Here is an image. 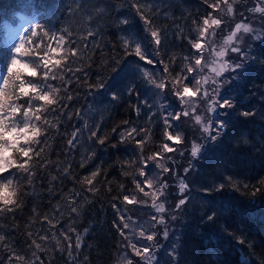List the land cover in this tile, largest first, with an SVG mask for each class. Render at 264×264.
I'll return each instance as SVG.
<instances>
[{"label": "trees", "instance_id": "obj_1", "mask_svg": "<svg viewBox=\"0 0 264 264\" xmlns=\"http://www.w3.org/2000/svg\"><path fill=\"white\" fill-rule=\"evenodd\" d=\"M145 2L152 6V10L162 13L155 20V24L160 27L173 23L171 19H165V12L175 17L182 13L188 15L190 19L187 23L179 19L176 23L183 28L185 34L193 38L196 33L192 30V18L197 20L195 27L199 26L200 18L209 12L214 18H221L224 23L218 29L210 27V35L205 42L204 54L208 64L213 56L217 57L212 48L214 43L225 45L224 35L236 23L248 20L257 23V27L264 31V12L252 11L257 0H227V3L219 0L218 10L209 9L201 0ZM216 2L217 0H209V3ZM229 5L231 12L228 11ZM24 17L30 18L21 38L25 42V48L30 49L34 55L29 58V62H36L44 55L48 58L50 67L47 73L42 74L41 71L36 79L32 72L26 75L18 73L19 79H14L5 86L3 79L8 75L10 60L4 26L15 24ZM121 19L128 23L120 24ZM33 32L37 33V37L32 36ZM44 33L48 35L45 36ZM60 36H64L69 47L72 43L81 42L76 49V63H72V52L65 46V41L58 40L56 46H53V37ZM252 36V33L241 34L242 39L235 42L237 46L248 50L243 69L218 78L215 77L216 72L208 70L206 65L208 76L204 70V77H197L198 81H203L200 86L207 85L209 90L213 87L211 81L215 79L221 94L234 101L233 109L227 110L226 114L223 113L224 110L221 113L226 130L213 141L201 133L191 117L183 119L179 130L185 137V143L176 145V152L166 154L160 148L165 140L160 121L162 110H158V105L167 104L166 112H180L181 108L177 107L179 102L170 91L164 94L163 99L158 96L159 90L152 86L144 73L150 71L151 79L157 80L163 76H168L169 79L176 76L182 65L180 57L187 56L192 51L186 40L173 37L167 42L166 49H161L160 55L169 68V73L166 74L161 70L162 65H149L147 61H140L139 58L126 56L124 53V39L142 44L149 57L153 56L154 51L151 36L131 0H0V112L15 107L14 101L19 98H27L30 105L40 109L31 114L33 130L26 136L21 148L10 151L14 161L6 168L17 167L18 161L27 157L23 169L27 171L34 159L33 150L45 134L44 124L50 125L59 120L53 114H49L45 120L44 114L53 106H58L65 87L74 96H79L68 106V115L72 118L59 120L62 133L79 130V145L71 152V156L66 155L68 148L65 136L57 137L49 130L45 152L41 154L47 158L46 161L39 158L33 161L38 164L46 162L47 166L38 170L33 185L28 186L23 181L22 174H18L19 179L13 180L12 173H7L9 180L4 183L9 186H0V203L12 207L17 200L21 202V210L13 213L5 210L0 213V236L4 237L0 241V264H117L122 259L124 250L131 255L129 263L138 264L139 258L135 257L130 248L125 247L114 227V223L119 221L118 213L112 208V204L116 202L121 208L119 214L125 216L124 222H129L132 227L138 225L140 218L146 215L151 229L153 215L159 214L151 204V200L154 202L157 197L152 199L135 190L133 178L140 166V154L134 140L129 138L122 142L119 137L120 132H126L133 126L149 130L150 138L145 137L143 156L147 158L153 152L160 151L164 159L158 162V168H166L170 159L175 162L171 166L181 174L189 164L192 166V171L185 178L190 189L185 193L189 196L188 203L179 211H173L179 199L178 179H169L170 174L160 170L159 175L167 179L169 184L166 198H161L167 207L164 217L169 235L162 236L163 226L155 228L157 251L160 253L155 264H264V185L260 183L264 179V34L260 35L261 40L253 39ZM211 39L217 42L211 43ZM209 45L213 51L209 50ZM173 56L174 63L171 59ZM228 58L230 61L237 59L232 53H229ZM67 64L73 69H82V72L77 73L80 77L79 86L75 83L63 85L59 80L60 76L67 78L62 71ZM34 67L39 73V65L34 64ZM225 79H228L227 83H224ZM46 81L60 87L61 92L59 89H46ZM101 82L104 86L98 87ZM174 86L182 87V84ZM130 88L139 93V96L129 95ZM41 95H47L49 99L42 100ZM114 96L120 98L114 99ZM186 97L188 99L184 106L191 111V96ZM143 100H148L151 108L145 107L141 103ZM137 104L141 108L139 116L134 111V105ZM252 111L256 113L253 116L241 115L242 112ZM152 112H156V115L149 120ZM197 114L204 118L213 116L210 105L203 103L198 105ZM113 128H116V133H113ZM93 129L97 131V135L107 134L105 144L100 145L88 139V134ZM191 142L203 146L196 158L190 156ZM85 157L88 158L85 166L79 167ZM132 161L135 163H131ZM69 163L78 180L90 176L96 168L100 169V175L91 185L96 190L94 193L87 192L88 186L82 187L78 183L74 188L71 180L51 181V176H59L58 168ZM153 163L148 161L149 166ZM125 171L129 173L128 176L123 175ZM227 177H231L237 187L226 184L222 191L215 190V186L224 183ZM245 184L248 187H244ZM49 188L53 189L51 195ZM73 188L75 192L81 193L79 198L74 197ZM61 192L64 196L60 195ZM128 193H134L138 200L146 203L141 206L120 205L118 202L122 195ZM72 206L77 207L78 214L71 213ZM57 208L60 215H57ZM45 216L51 224L45 221ZM170 216H175V219H170ZM210 216H214V219H209ZM69 226L76 230L70 234L74 260L67 255V243L64 239ZM84 229H88L87 234ZM129 229L125 231L131 239ZM77 234L81 245L78 249L75 247ZM32 241L39 243L43 250L36 249ZM170 245L175 246L176 250L175 257L171 258L167 254L170 252ZM18 256H23L24 259L20 260Z\"/></svg>", "mask_w": 264, "mask_h": 264}, {"label": "snow or ice", "instance_id": "obj_2", "mask_svg": "<svg viewBox=\"0 0 264 264\" xmlns=\"http://www.w3.org/2000/svg\"><path fill=\"white\" fill-rule=\"evenodd\" d=\"M201 2L206 5L209 9L218 10V3L219 0H217L216 3H209V0H201ZM225 3H227V0H224ZM132 6L137 12V14L142 18L146 25V30L148 34L151 36V43L154 46L153 56L149 57L148 54L145 52L144 47L142 44H140L137 41L134 40H128L124 39L122 40V48L124 50V53L126 56H135L139 58L140 61H147V64L149 65H162V71L164 73H169L168 64L164 63V59L160 55L161 49H166L167 42L175 37L176 39H180L182 41H187L192 51L187 56H181L180 59L182 61V65L180 67L179 72L176 76L171 77L170 79L168 76L160 77L159 80L157 79H151V72L146 71L144 73L145 77L149 78V82L154 86L155 89H158L159 92L157 93L158 96H160L163 99L164 94L171 92L172 96L175 97V100L179 103L177 104V107L181 108L180 112H166L165 109L168 108L167 104L160 103L158 105V110H162V114L160 117L161 124L163 126V138L165 142L160 145V148L162 150V153L170 154L173 152H176V145H181L185 143V137L182 134V131L180 129V122L183 119H187L191 117L194 124L199 126L200 131L202 134L206 135L208 139H211L213 141L217 140L223 132L226 130V124L221 118L222 110L223 113H227V110L233 109L235 107L234 101L232 99L226 98L224 95L221 94L219 87H217V81L213 79L211 81L213 87L211 90L207 87V85L200 86L203 81L202 79L198 81L197 77L203 78L204 75L202 73L205 70V66L207 65L208 61L205 57V42L208 39L210 35L209 28L211 29H218L221 27V25L224 23V21L221 18H214L211 15V12H209L208 15H205L200 18L199 26L195 27L197 25V20L192 18L191 23L193 24L194 28L192 29L196 36L195 38L187 35L184 33L183 28L180 27L178 23H176V20L179 19L181 22L187 23L190 17L186 15L185 13H182L179 17H175L170 15L169 13L165 12L163 13V16L165 19H171L173 23L171 25H165L164 27H160L155 24V20L161 16L160 11H154L152 10V6L145 2V0H131ZM147 9V11H146ZM228 11L231 12L232 8L229 5ZM253 12H264V8H253ZM120 24H126L128 23L127 20L121 19L119 21ZM235 31H232L231 34L235 33L238 29L243 31L244 33H253V28L248 23H236L234 25ZM67 34V33H65ZM214 34V32L212 33ZM45 36L48 35V33H44ZM33 37H37V33L33 32ZM55 40L54 47L56 46V43L58 40H63L64 36H60L58 38L53 37ZM239 39V37H237ZM256 40H261V37L259 35H256L254 37ZM38 43V38L36 40ZM81 42H75L72 43L69 47L68 42L65 41V46L70 49L72 52V63H76V57H77V47H80ZM91 47H95V45H91ZM210 51H213L211 48V45L208 46ZM15 53L19 54V58L17 55L13 56V58L10 61V65L8 68V75L3 79V85L7 86L9 85L14 79H19L18 73L26 75L28 72L33 73V78H39L43 73H47L50 67V63L48 61V58L44 55L39 58L36 62H29V58L33 57L32 51L30 49L25 48V42L22 41L18 47L15 48ZM229 53L234 54L237 59L233 61H229L227 59ZM223 57V60L227 61V65L225 66V69L223 70V73L216 72L215 77L223 78L226 74L229 73H235L239 70L243 69L245 67V60L248 56V50L241 48L237 45H233L229 50L227 54L221 53L220 54ZM172 62H175V57L173 56ZM41 61H43L41 63ZM253 61H249V64H251ZM34 64H38L40 68V72H37V68L34 67ZM19 66V67H18ZM67 78L65 76H60L59 80L62 82L63 85H71L75 83L77 86L80 85V77L77 75L78 72H82V69L76 68L73 69L70 64H67L63 70ZM230 79V78H228ZM228 79L224 80V83L228 82ZM51 80V77L49 78ZM182 84V87H176L174 85ZM103 83L101 82L98 87H103ZM45 88H51L52 91H56L57 89L60 90V87H55L50 83L45 82ZM188 90L193 93L191 96V103H192V110L189 111L185 108V100L188 99L184 95V91ZM129 95L135 94L139 96V93L135 92L134 89L130 88L128 90ZM79 96L73 95L72 92L69 91L67 87L64 88V95L60 96V102L58 106H53L49 112L44 114L43 119L47 120L49 114H53L56 117L59 118V120H63L64 118L71 119L72 117L68 115V106L70 105L71 101L73 99H78ZM119 96H114V99H119ZM40 99L42 100H48L49 97L47 95H41ZM22 101V102H21ZM16 104L15 107L11 109L12 116L9 118H20L23 117L25 114H33L35 112H39L40 109L30 105L28 103L27 98H19L16 101H14ZM141 103L144 104L145 107L151 108V105L149 104L148 100H143ZM209 104L210 105V112L213 114V117H219V119H210V121H204L201 119V115L197 114V107L199 104ZM134 111L139 116L141 114V108L140 106L134 105ZM63 113V116L61 115ZM256 113L254 111L252 112H242L241 115L244 117L253 116ZM156 115V112H152L149 116V120H151V116ZM58 122H52V124H44V128L46 129L45 134L41 137L39 144L37 147L33 150V156L34 159H41L46 161V157H42L41 154L45 152V146L47 145L48 141V131H53L57 137L64 135L66 138V147L68 148V155L71 156V152L75 150L79 145V135H78V129H74L71 133H62L60 131V123ZM125 123H128L127 121ZM113 133H116V128L112 129ZM149 136V130L144 129L142 127L133 126L126 132H120L119 137L120 140L123 142L129 138L133 139L138 153L140 154V166L137 171L136 177L133 178V183L135 186V190L139 193L143 194L146 197H152V193H155V195L158 197V200H161V198H166L167 196V188L169 187V184L167 182V179L162 178L161 175L157 174L156 176H153V169L158 168V162L161 159H164V156L160 151L153 152L150 156L147 158H144L143 156V149L144 145L146 143L145 137ZM135 137H139V139H135ZM88 139L96 141L98 144L103 145L107 142L108 136L107 134L104 135H97L96 130H91L88 134ZM247 143V140L245 141ZM116 145H113L115 147ZM202 145L199 143L191 142V150H190V156L192 158L198 157V155L201 153ZM183 155V152L180 153ZM94 157V153H93ZM88 158L85 157V160L82 161L78 166L84 167ZM27 161V157H25L23 160L18 161L17 167H9L6 168L3 171H0V186L7 187L9 186L7 183H4L9 180V178L6 176L7 173H12L13 180L19 179L20 177L18 174H22L23 181L27 182L28 186H32L35 179H37V172L38 170H42L47 166V163H34L33 161L30 162V165L28 167L27 171H24V165ZM148 161L154 162L151 166H149ZM131 163H135V161H132ZM175 162L171 159L169 160V164L166 168H159L162 173H168L170 174L169 179H178V195L179 199L176 205L174 206L173 211H179L185 204L188 203L189 196H186L185 193L189 192V185L185 182L186 176L192 171V166L189 164L188 167L184 168L183 174L178 173L176 168L171 166ZM13 169L16 171L13 172ZM59 176L53 175L51 176V181H57L61 180V182L64 179L71 180L74 188L75 185L78 183L79 185L88 186L86 188V191L89 193H94L96 190L91 185L93 184V181L96 179L97 176L100 175V169L96 168L93 170L90 174V176H85L82 179H77L73 175L72 166L69 163L63 168H58ZM46 175V173H45ZM123 175L128 176L129 173L125 171ZM261 185H264V179L260 181ZM230 185L232 187H237L236 183L233 181L231 177H227L224 183H221L219 185L215 186V190L222 191L225 186ZM18 187V185H17ZM244 187H248V185H244ZM74 192V197L79 198L81 193L80 192ZM121 188H123V185H121ZM238 190V188H237ZM49 194H52L53 189H48ZM22 194V193H21ZM20 194V195H21ZM147 194V195H146ZM61 196H64V193H60ZM120 205H136L141 206L146 203V201L138 200L136 195L134 193H128L123 194L122 198L118 202ZM152 206L155 209L156 213L161 214L159 218L154 214L152 217V226H151V232L147 236L145 235V231L141 230L138 234V237L134 235L133 239H129L127 232L125 230H128L130 227L129 222L125 221V216L122 214H119L121 212V208L118 206L116 202L112 204L113 210L118 213L117 219L119 223H114V227L117 229V232L122 237L124 241V245L126 248H130L131 251L134 253L135 257L139 258L138 264H155V257L153 255V248L155 247L153 244H141V240L146 239L147 241L151 242L156 239L157 233L155 232V228L157 226H163L162 227V236L167 237L169 235L168 229H167V221L164 217V214L166 212L165 209V203H157L156 205ZM7 211L10 213H13L17 210H21V202L17 200L15 206L12 207H6L2 203H0V213L3 211ZM35 212V209L33 210ZM71 213L78 214V209L76 206H72L70 209ZM57 215H60L59 209H56ZM45 221L49 224H51V221L48 220L47 216L44 217ZM130 220V217L128 218ZM170 219H175V216H170ZM209 219H214V216H210ZM75 228L69 226L64 239L67 243V255L70 259L74 260L72 254V243H71V233H75ZM85 234H87L88 229H84ZM4 239L3 236H0V241ZM42 239H46V237H42ZM129 240H131V243H129ZM242 243L244 241H241ZM33 245L36 249H41V245L39 243H36L35 241H32ZM80 236L79 234L76 235V244L75 247L78 249L80 248ZM250 246V245H249ZM43 250V249H41ZM35 255V253H33ZM20 260H23V256L17 257Z\"/></svg>", "mask_w": 264, "mask_h": 264}, {"label": "rangeland", "instance_id": "obj_3", "mask_svg": "<svg viewBox=\"0 0 264 264\" xmlns=\"http://www.w3.org/2000/svg\"><path fill=\"white\" fill-rule=\"evenodd\" d=\"M253 8H264V0H257V2L254 4ZM29 21H30V18L24 17L23 19L19 20L15 24H6L4 26V29H5L4 38L6 40V48L9 51L8 59L10 61L13 58V56H15V55L18 56V54L15 53V48L20 45V43L22 41L21 38H22L23 32L25 31V26ZM238 23H248L253 28V33H252V35H254V36H252L253 39L256 35L260 36V35L264 34L263 28H261V27L258 28L256 25L257 23L254 24L253 22L248 21V20H244V21L238 22ZM233 27L228 29L227 35H224L223 43L226 46L225 45L221 46L220 43H214L212 48H214L215 53H217L218 50H222V49L226 52V50H229L235 44V42H238L237 37L240 38L241 34H244V32L239 30V29L235 33L231 34L232 31H235V28H233ZM240 39H242V38H240ZM210 41H211V43L217 42V41H214V39H211ZM226 47H227V49H226ZM226 54H227V52H226ZM228 60H229V58H228ZM209 64L207 63L208 70H210ZM218 68H219V66H218ZM205 75L208 76V74H206V69H205ZM0 86H1V84H0ZM184 95L192 96L193 94H191L188 90H186ZM11 109H8V111L4 110V111L0 112V170L11 165V163L14 160L10 154V151L13 148H21L24 140H26V138H27L26 136L31 134L33 127H34L32 116L29 114H25L23 117H20V118H9L12 116ZM208 116L205 118H204V116H201V119L205 120V121H210V119L214 118L213 116H210V117H208ZM206 118H207V120H206ZM159 173H160L159 168L153 169V176H156ZM150 195H152L153 198L156 196L155 193H152ZM154 201H156V203H154L151 200V204L154 203V205H156L157 203H161V201H163L165 203V201L163 199L158 200V197ZM165 205H166V203H165ZM160 215L161 214H157V216H158L157 218H159ZM140 219L141 220L138 223V225H133V227H132V225L130 226L129 231H131V239H133L134 235L138 237V234L141 230L145 231L146 236L148 235V233L151 232L150 225H149L150 222H149L148 216L144 215V217H142ZM147 228H149V231H147ZM141 244H153L155 246L153 248V255L156 258L155 260L160 258L159 257L160 253H159V251H157L158 250L157 240H154L151 243V242L147 241L146 239H143V240H141ZM168 249L170 251L167 253L168 257L169 258L175 257V253H176L175 252L176 251L175 246L170 245L168 247ZM130 258H131L130 253L127 250H124V254L122 256V259L117 264H130L129 263L131 261ZM159 262H161V260ZM169 264H174V262L173 263L169 262Z\"/></svg>", "mask_w": 264, "mask_h": 264}, {"label": "water", "instance_id": "obj_4", "mask_svg": "<svg viewBox=\"0 0 264 264\" xmlns=\"http://www.w3.org/2000/svg\"><path fill=\"white\" fill-rule=\"evenodd\" d=\"M221 53L226 54V52L223 49L217 51V58L213 59V61L209 65V69L211 72H214V71L218 72L219 71L222 73L223 70L225 69V66L227 65V61L223 60V57L220 55ZM218 66H219V68H218ZM161 202H163V201H161ZM165 209H166V205H165Z\"/></svg>", "mask_w": 264, "mask_h": 264}, {"label": "flooded vegetation", "instance_id": "obj_5", "mask_svg": "<svg viewBox=\"0 0 264 264\" xmlns=\"http://www.w3.org/2000/svg\"><path fill=\"white\" fill-rule=\"evenodd\" d=\"M212 59H213V57H212ZM154 203H156V201H154Z\"/></svg>", "mask_w": 264, "mask_h": 264}]
</instances>
